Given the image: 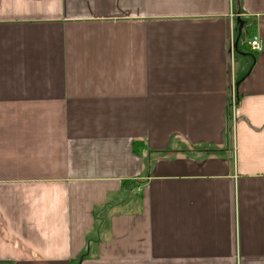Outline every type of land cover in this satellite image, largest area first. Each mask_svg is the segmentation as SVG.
I'll list each match as a JSON object with an SVG mask.
<instances>
[{"label":"crops","instance_id":"crops-1","mask_svg":"<svg viewBox=\"0 0 264 264\" xmlns=\"http://www.w3.org/2000/svg\"><path fill=\"white\" fill-rule=\"evenodd\" d=\"M254 35L264 0H0V264H264Z\"/></svg>","mask_w":264,"mask_h":264},{"label":"built area","instance_id":"built-area-1","mask_svg":"<svg viewBox=\"0 0 264 264\" xmlns=\"http://www.w3.org/2000/svg\"><path fill=\"white\" fill-rule=\"evenodd\" d=\"M247 46H248L250 52H252L254 54H261L264 52V41L262 38H260L257 35L251 36L247 40ZM235 108H236V98H235V93H232V110H233V113L235 111Z\"/></svg>","mask_w":264,"mask_h":264},{"label":"rangeland","instance_id":"rangeland-1","mask_svg":"<svg viewBox=\"0 0 264 264\" xmlns=\"http://www.w3.org/2000/svg\"><path fill=\"white\" fill-rule=\"evenodd\" d=\"M229 108H230V113H231V118L230 120L232 121L233 120V117H234V113H233V110H232V93L230 94V102H229ZM231 130H233V127L231 128Z\"/></svg>","mask_w":264,"mask_h":264},{"label":"trees","instance_id":"trees-1","mask_svg":"<svg viewBox=\"0 0 264 264\" xmlns=\"http://www.w3.org/2000/svg\"><path fill=\"white\" fill-rule=\"evenodd\" d=\"M236 106H237V101H236Z\"/></svg>","mask_w":264,"mask_h":264}]
</instances>
